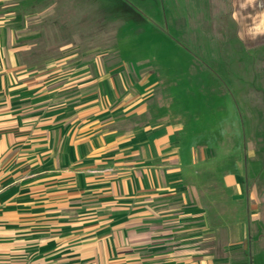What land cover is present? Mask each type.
<instances>
[{"label": "crops", "instance_id": "crops-1", "mask_svg": "<svg viewBox=\"0 0 264 264\" xmlns=\"http://www.w3.org/2000/svg\"><path fill=\"white\" fill-rule=\"evenodd\" d=\"M21 1L0 0V264H264V161L224 149L223 96L206 126L150 65L32 63ZM165 9L188 40L264 27V0Z\"/></svg>", "mask_w": 264, "mask_h": 264}, {"label": "rangeland", "instance_id": "rangeland-1", "mask_svg": "<svg viewBox=\"0 0 264 264\" xmlns=\"http://www.w3.org/2000/svg\"><path fill=\"white\" fill-rule=\"evenodd\" d=\"M19 5L16 30L29 47L30 62L49 65L74 54L80 63L150 65L152 81L185 87L171 94L176 105L190 103L206 126L214 121L209 114L220 108L216 119L224 149L249 145L253 158L264 161V27L223 26L217 40L199 41L194 35L188 40L181 26H167L166 0H24ZM198 67L206 71L198 73Z\"/></svg>", "mask_w": 264, "mask_h": 264}]
</instances>
